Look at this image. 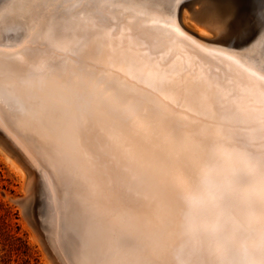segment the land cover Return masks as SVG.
I'll list each match as a JSON object with an SVG mask.
<instances>
[{"label": "snow or ice", "instance_id": "obj_1", "mask_svg": "<svg viewBox=\"0 0 264 264\" xmlns=\"http://www.w3.org/2000/svg\"><path fill=\"white\" fill-rule=\"evenodd\" d=\"M185 6L186 0H111L104 9L99 0H0V27L20 8L31 32L17 53L21 63L0 54V121L65 178L69 191L56 209L64 231L80 237L76 264H264V0L240 23L243 49L228 47L227 34L194 38L179 20ZM121 22L126 45L123 36L112 46L92 43ZM117 64L170 96V104L106 70ZM38 79L55 80L66 95L25 102L17 86ZM191 104L215 122L210 158L226 156L238 168L198 165L197 137L207 138V130L196 131L199 121L179 111ZM145 127L166 131L165 144L146 136ZM169 142L191 145L188 163L177 165ZM98 224L113 241L89 256ZM126 226L140 239H129Z\"/></svg>", "mask_w": 264, "mask_h": 264}, {"label": "bare ground", "instance_id": "obj_2", "mask_svg": "<svg viewBox=\"0 0 264 264\" xmlns=\"http://www.w3.org/2000/svg\"><path fill=\"white\" fill-rule=\"evenodd\" d=\"M196 3H200L197 9L192 8ZM100 8H110L111 0H99ZM260 7V0H186V6L179 11V20L183 29L191 34L194 38L210 42L216 40L221 35L227 34L228 47L235 45L238 49L245 47L246 37L238 38L240 23L246 20L247 17ZM113 20L116 16L109 13ZM24 12L17 8L14 14H8L5 23L0 27V54H3L7 60L9 56L16 58L17 63L22 62V57H18L17 53L21 45L30 36V28L23 23ZM236 17V22L233 24L231 31L228 25ZM130 19V17H128ZM124 18L121 17V20ZM190 23V26L187 24ZM85 27L89 25L88 21H84ZM114 33V38H113ZM126 45L128 37L124 23L110 25L103 32L97 33L92 43L99 39L101 45L105 43L108 46L119 44L121 37ZM71 39V38H69ZM62 53L57 52V55ZM212 64L213 74L217 67L216 63L209 61ZM121 66L106 69L125 80L129 86L142 89L146 93H150L153 99L160 104H170L171 97L165 96L163 93L153 92L145 87L144 83L138 82L130 78L126 72L118 71ZM126 69V65L123 66ZM221 75L225 66L221 65ZM20 98L25 102L30 96H43L58 100L62 95H66L60 84L53 79L40 81L39 79L24 85H18L16 88ZM191 110L184 111L179 109L183 115L187 116L190 121H199L198 125L194 126L196 131L206 129V137L198 136L197 140L201 141L203 148L200 150L198 165L211 166L213 163L218 165L216 171H222L230 167H239L235 161H229L226 156H217L215 160L210 158L208 148L211 145V138L215 131V122L210 119H204L202 110H199L196 104H191ZM145 135L154 140L160 145L166 142V131L162 129H151L145 127ZM248 139L252 141L253 150L258 151L260 148L258 139L249 134ZM168 148L171 150L173 159L177 165L189 162V152L191 145L187 146V150L181 148L177 144L168 143ZM0 151L10 162V165L17 171L21 179V191L17 199H11L13 203L19 206L23 220L29 227L32 237L35 239L44 254L47 264H69V256H71L73 264L78 260L77 245L80 243V237L75 233L68 234L64 231L61 224L60 212L56 209V199L61 201L68 194V185L65 178L53 168L48 159L44 155L37 152L30 142L25 141L17 134L12 126L8 123L0 121ZM216 173L213 172V175ZM51 194V199H50ZM73 195H77L76 192ZM10 200V199H9ZM154 219V223H155ZM117 226L120 222L114 220ZM127 227V236L132 240H139V234L133 226ZM227 227L231 230V223ZM89 250L97 247H108L113 236L103 224L95 226L88 238ZM180 241H176V247L179 249ZM237 243H239V235L237 234Z\"/></svg>", "mask_w": 264, "mask_h": 264}, {"label": "rangeland", "instance_id": "obj_3", "mask_svg": "<svg viewBox=\"0 0 264 264\" xmlns=\"http://www.w3.org/2000/svg\"><path fill=\"white\" fill-rule=\"evenodd\" d=\"M4 156L0 151V264H47L19 206L12 201L22 196L21 179Z\"/></svg>", "mask_w": 264, "mask_h": 264}]
</instances>
